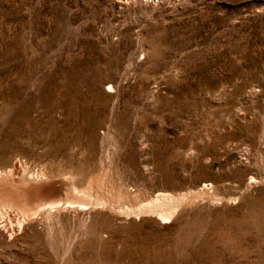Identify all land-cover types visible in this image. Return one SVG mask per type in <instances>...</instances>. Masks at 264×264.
Listing matches in <instances>:
<instances>
[{
	"label": "rangeland",
	"instance_id": "obj_1",
	"mask_svg": "<svg viewBox=\"0 0 264 264\" xmlns=\"http://www.w3.org/2000/svg\"><path fill=\"white\" fill-rule=\"evenodd\" d=\"M77 95L110 124L36 111ZM18 160L58 188L105 177L114 206L34 223L0 264H264V0H0V168ZM203 184L170 223L117 209Z\"/></svg>",
	"mask_w": 264,
	"mask_h": 264
},
{
	"label": "bare ground",
	"instance_id": "obj_2",
	"mask_svg": "<svg viewBox=\"0 0 264 264\" xmlns=\"http://www.w3.org/2000/svg\"><path fill=\"white\" fill-rule=\"evenodd\" d=\"M109 87L113 91V86ZM88 97H57L52 108L36 111L39 114L46 113L53 123L72 130H82L85 125L81 121L82 117L98 118L97 124L92 123L97 128L110 124L101 116L106 113L105 109L98 107V99ZM57 115L59 118H56ZM106 128L109 127L106 125ZM57 176H61L59 188L52 181L56 178L53 171L40 168L31 170L19 160L10 167L0 168V254L1 249L11 245L18 234H24L26 230L33 228L34 223L52 219L61 211L91 212L114 206L110 196L112 187H107L105 177L97 180L95 176L89 175L80 187L79 177L73 172ZM207 188L208 184H203L197 191L180 194L158 191L135 208H123L129 203V196L123 193L116 195L117 209L127 215H149L156 217L161 223H170L184 204L189 203L192 198L205 196Z\"/></svg>",
	"mask_w": 264,
	"mask_h": 264
}]
</instances>
